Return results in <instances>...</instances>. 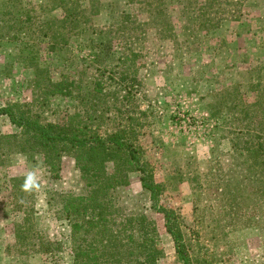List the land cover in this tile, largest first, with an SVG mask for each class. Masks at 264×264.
Wrapping results in <instances>:
<instances>
[{
  "label": "rangeland",
  "instance_id": "obj_1",
  "mask_svg": "<svg viewBox=\"0 0 264 264\" xmlns=\"http://www.w3.org/2000/svg\"><path fill=\"white\" fill-rule=\"evenodd\" d=\"M6 1L0 0V8ZM18 1L24 10L36 7V15L45 2ZM100 1L101 12L94 21L98 32L75 37L56 52L38 26L22 32L20 41L0 32V106L31 100L28 81L33 71L23 64L24 51L32 52L31 45L55 79L71 72L90 81L104 69L119 77L122 40L135 38L143 83L138 96L147 112L141 144L157 182L165 186L162 203L180 213L194 257L206 264H264V196L248 161L259 135L226 110L230 98L239 94L251 100L252 85L264 84V0H247L239 21L225 20L209 31L191 21L199 0H168L167 16L159 22L148 20L144 6L130 0ZM83 2L87 5L89 0ZM160 19H168L173 30H163ZM136 20L144 26L138 28ZM122 26L134 30L124 34ZM110 40L108 52L104 44ZM15 132L9 117L0 115V135ZM6 159L0 167V264H71L67 252L55 263L48 255L9 256L7 248L14 244V224L22 218L13 203L14 185L19 177L30 175L35 179L32 203L39 225L50 239L70 247L71 226L58 218L56 196L88 191L74 159H63L59 177L51 176L40 155L14 152ZM116 197L128 214L146 213L156 221L165 253L159 264H179L164 216L152 208L139 172L130 175L128 186L117 189Z\"/></svg>",
  "mask_w": 264,
  "mask_h": 264
},
{
  "label": "trees",
  "instance_id": "obj_2",
  "mask_svg": "<svg viewBox=\"0 0 264 264\" xmlns=\"http://www.w3.org/2000/svg\"><path fill=\"white\" fill-rule=\"evenodd\" d=\"M130 1L144 6L145 13L151 16L148 20L159 22V18L167 16L168 0ZM246 1L199 0L190 13L191 21L207 31L218 28L225 20L239 21ZM19 3L8 0L0 8V32L8 40L20 41L22 32L38 26L51 51L56 52L69 46L75 37L98 32L94 21L101 12L100 0H89L87 5L83 0H45L38 7L39 15L34 14L36 7L24 10ZM125 20L130 21L128 17ZM160 21L165 23L163 30H173L168 19ZM135 24L138 28L144 26L138 20ZM120 30L126 34L134 29L122 26ZM122 41L125 44L118 65L123 69L119 77H114L115 71L104 69L90 81L71 72L55 79L51 70L40 63L38 51L32 45V52L24 51L23 64L33 71L28 81L31 100L0 106V115L8 116L18 129L0 135V167L14 152L40 155L51 176L59 177L63 159L71 157L88 191L84 195L65 191L56 196L58 218L69 221L71 226V244L65 249L64 242L50 239L39 225L32 203L35 188L25 190L22 185L28 177H19L14 185L13 203L22 218L14 224L15 242L7 248L9 256L29 259L48 255L59 263L62 252H67L71 264H159L165 253L159 244L156 221L146 213L128 214L116 197L117 189L128 186L130 175L139 172L152 208L164 216L179 264L207 263L192 255L180 213L162 203L165 186L157 182L155 168L146 159L141 144L146 126L142 120L147 116L138 96L143 87L137 65L141 56L134 47L135 38ZM106 43L104 46L111 52L112 41ZM251 92V100L239 94L230 98L226 110L259 135L248 161L264 196V84L254 83ZM70 100L73 103L68 104Z\"/></svg>",
  "mask_w": 264,
  "mask_h": 264
},
{
  "label": "clouds",
  "instance_id": "obj_3",
  "mask_svg": "<svg viewBox=\"0 0 264 264\" xmlns=\"http://www.w3.org/2000/svg\"><path fill=\"white\" fill-rule=\"evenodd\" d=\"M35 179L33 176H29L28 179L25 181V184L22 185V187L25 189V190H29L31 189L32 187H35Z\"/></svg>",
  "mask_w": 264,
  "mask_h": 264
}]
</instances>
